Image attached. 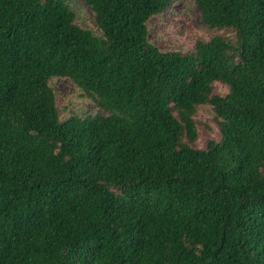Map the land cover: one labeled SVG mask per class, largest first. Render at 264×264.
<instances>
[{"label": "trees", "instance_id": "16d2710c", "mask_svg": "<svg viewBox=\"0 0 264 264\" xmlns=\"http://www.w3.org/2000/svg\"><path fill=\"white\" fill-rule=\"evenodd\" d=\"M80 1L96 32L0 0V264H264V0ZM178 1L208 34L161 52ZM53 79L95 113L62 118Z\"/></svg>", "mask_w": 264, "mask_h": 264}, {"label": "rangeland", "instance_id": "374dc122", "mask_svg": "<svg viewBox=\"0 0 264 264\" xmlns=\"http://www.w3.org/2000/svg\"><path fill=\"white\" fill-rule=\"evenodd\" d=\"M71 5L77 10L78 22L82 27L96 32L95 16L92 11L80 0H70ZM149 42L161 52L189 50L196 38L206 37V33L199 25V11L195 5H188L180 1L169 6L162 15L148 21ZM55 94L56 106L65 118L70 112L95 113L93 103L81 97L80 92L75 89L66 79H53L49 82ZM218 92L223 93L225 89L217 86ZM197 120L202 126L213 128L211 114L204 107L197 113ZM207 135H216L215 129Z\"/></svg>", "mask_w": 264, "mask_h": 264}]
</instances>
